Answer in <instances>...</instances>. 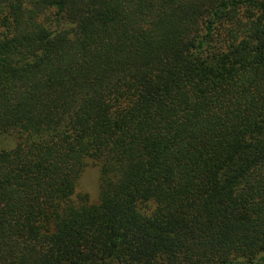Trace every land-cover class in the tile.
<instances>
[{"label": "trees", "instance_id": "1", "mask_svg": "<svg viewBox=\"0 0 264 264\" xmlns=\"http://www.w3.org/2000/svg\"><path fill=\"white\" fill-rule=\"evenodd\" d=\"M0 264H264V0H0Z\"/></svg>", "mask_w": 264, "mask_h": 264}, {"label": "rangeland", "instance_id": "2", "mask_svg": "<svg viewBox=\"0 0 264 264\" xmlns=\"http://www.w3.org/2000/svg\"><path fill=\"white\" fill-rule=\"evenodd\" d=\"M100 170L96 162L88 160L77 185L78 196L88 195L89 201L94 203L99 198Z\"/></svg>", "mask_w": 264, "mask_h": 264}]
</instances>
